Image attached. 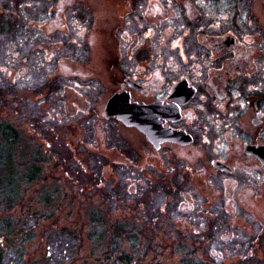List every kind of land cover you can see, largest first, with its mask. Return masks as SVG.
<instances>
[{"label":"flooded vegetation","instance_id":"obj_1","mask_svg":"<svg viewBox=\"0 0 264 264\" xmlns=\"http://www.w3.org/2000/svg\"><path fill=\"white\" fill-rule=\"evenodd\" d=\"M0 1V105L30 111L44 69L51 129L90 125L105 141L112 131L111 144L87 148L102 166L138 170L159 193L171 176L174 209L203 233L216 214L217 231L244 238L248 255L264 245V0H229L218 15L210 0ZM98 51L110 62L88 66ZM118 97L154 108L159 144L121 120L125 103L108 109ZM135 135L142 150L132 157ZM67 145L63 159L79 162Z\"/></svg>","mask_w":264,"mask_h":264},{"label":"rangeland","instance_id":"obj_2","mask_svg":"<svg viewBox=\"0 0 264 264\" xmlns=\"http://www.w3.org/2000/svg\"><path fill=\"white\" fill-rule=\"evenodd\" d=\"M210 1L209 7L216 15L229 9V0ZM0 4L6 6L2 1ZM99 52L88 66L103 64L102 60L110 62ZM40 75L45 77L44 69L34 74L35 91L45 97ZM99 75L105 78L102 72ZM44 97H36L35 106L20 114L12 111L13 102L5 105L7 110L0 105V127L9 126L21 136L12 159L21 155L25 158L16 160V172H24L33 160L42 167L40 181L19 180L16 200L0 201V249L4 264H17L13 257L18 252L24 256L21 262L27 264H110V257L114 262L122 254L131 258V264H264V245L255 244L254 255H248L252 247L241 243L244 238H224L222 231H217L222 221H217L216 214L209 216L213 227L205 234L203 227L190 222L189 213L176 211L169 190L171 176L165 184L169 186L159 193L160 181L150 182L141 172L126 166H102L98 160L104 159L88 155L87 148L96 153L92 147L96 140L111 144L112 131L105 141V133L93 131L90 125L71 134L58 126L51 129ZM1 134L0 146L5 148ZM127 137L128 132L121 134V144ZM136 138L135 135L130 141L129 153L127 148L123 149L132 157L142 150ZM68 141L77 150L73 156L80 157V163L63 159L64 155L69 156ZM49 142L52 146L46 147ZM5 150L10 152L11 148ZM2 159L4 164L9 163L5 170L14 171L12 161ZM8 178L14 181L13 176ZM6 226L13 232L6 230ZM62 230L70 233L71 237L66 236L72 238L67 240L70 248L63 247L61 240L55 241Z\"/></svg>","mask_w":264,"mask_h":264},{"label":"trees","instance_id":"obj_3","mask_svg":"<svg viewBox=\"0 0 264 264\" xmlns=\"http://www.w3.org/2000/svg\"><path fill=\"white\" fill-rule=\"evenodd\" d=\"M2 131V132H1ZM0 133L1 134V138L3 139V142L6 144V147H10L11 148V151L8 152L7 150H5V148H3L2 146H0V161H1V164L0 165V168H3L2 170L3 171H0V201H11V200H16L17 198V194L18 192H15L17 190L20 189V187L18 186V182L22 181V182H25V183H28L30 181H40L41 180V177H42V167L40 165H38L36 161H30L31 163L27 164L26 167H25V170H23L24 172H21V171H17L16 172V168H15V162L16 160H19L20 158H25L24 155H21L18 159H12V156L15 155V152L19 149L17 147V145L19 143H21V136L19 135V133L17 131H15L13 128L9 127V126H6V127H0ZM18 148V149H16ZM17 155V154H16ZM10 159V161H12V164H13V170L12 172H7L5 169L8 168V164L9 163H5L4 164V161L3 159ZM22 158V159H23ZM2 159V160H1ZM11 173V174H9ZM13 176V180L11 178H8V177H12ZM9 179V180H8ZM5 180H7L6 182H4ZM20 180V181H19ZM8 194V195H7ZM7 229L6 230H9L11 229V227L9 228L8 226H6ZM9 231H12L13 232V229L12 230H9ZM61 236L59 237H56L55 238V241H63L62 245L63 247L66 245L67 247L70 248V241H67V240H70L72 238H67V237H71L70 236V233L68 230H62L61 231ZM209 233V231H208ZM67 236V237H66ZM3 255H2V251L0 249V264H4L3 263ZM14 260H17V264H27L26 261L24 262H21L22 260H24V256H23V253L21 252H18V254L16 253L13 257ZM16 262V261H15ZM110 264H131V258L126 255V254H122L120 257H118L114 262L111 260V257H110Z\"/></svg>","mask_w":264,"mask_h":264},{"label":"water","instance_id":"obj_4","mask_svg":"<svg viewBox=\"0 0 264 264\" xmlns=\"http://www.w3.org/2000/svg\"><path fill=\"white\" fill-rule=\"evenodd\" d=\"M121 104L123 103L121 102ZM114 107H115L114 105L109 106V109H112ZM128 109H129V113L131 114L129 117L132 119V125H137L138 127H140L141 130H143L145 133L148 134L150 141H152L155 144H159L161 140L157 138L156 132L153 133L150 129L145 128V125H149V123L153 122L152 118L154 117V111H153L154 108L135 106V107H131ZM141 117H142V120H141ZM155 124H156V121H154V125Z\"/></svg>","mask_w":264,"mask_h":264}]
</instances>
